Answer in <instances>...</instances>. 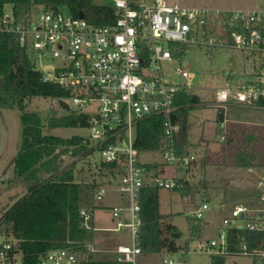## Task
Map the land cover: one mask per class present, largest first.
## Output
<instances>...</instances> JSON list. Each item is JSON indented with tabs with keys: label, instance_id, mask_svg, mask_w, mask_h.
Segmentation results:
<instances>
[{
	"label": "built area",
	"instance_id": "1",
	"mask_svg": "<svg viewBox=\"0 0 264 264\" xmlns=\"http://www.w3.org/2000/svg\"><path fill=\"white\" fill-rule=\"evenodd\" d=\"M115 11L112 24L96 25L86 17H74L71 10L42 6L37 17L20 18L6 9L0 17V31L15 34L22 47L34 56L35 68L48 83L62 86L76 109L94 103L88 138L98 145L101 160L118 163L123 171L114 188L129 197L128 223L120 219L124 208L113 207L116 230L130 229L131 244L118 247V260L140 264L139 245L142 224L139 190L146 186L181 189V178H163L159 168L138 160L137 125L152 116L163 115V140L160 147L166 164L177 170H192L196 157L181 156L175 137L180 123L174 118L183 104L178 96L192 93L194 73L178 69L183 81L165 77L162 64L174 57L175 44L215 45L208 29L225 34L231 45L264 54V7L256 9H209L188 7L168 0H110ZM172 45V47H170ZM49 60L57 63L46 62ZM186 80V81H184ZM64 99V98H62ZM209 104L208 102H204ZM222 109L228 105L264 111V71L251 79L232 83L215 92L213 102ZM84 113V112H83ZM225 127L224 122L220 128ZM223 140L224 136L219 134ZM109 188L100 184L95 199L102 201ZM209 209L204 203L189 214L191 226H198ZM82 227L89 228L91 215L80 210ZM243 220V221H240ZM218 239L191 240L179 257L163 254L157 264H190L193 253L213 255L244 254L264 264V236L253 250L242 243L240 250H229L231 229L264 234V164L259 167L255 198L250 203L234 206L231 217L224 218ZM88 252L94 249L87 245ZM0 264L28 263L15 239L0 241ZM34 264H85V253L70 248L51 249L42 253Z\"/></svg>",
	"mask_w": 264,
	"mask_h": 264
},
{
	"label": "rangeland",
	"instance_id": "2",
	"mask_svg": "<svg viewBox=\"0 0 264 264\" xmlns=\"http://www.w3.org/2000/svg\"><path fill=\"white\" fill-rule=\"evenodd\" d=\"M188 7L209 9H256L264 7V0H168ZM99 4H110V0H94ZM42 6H36L31 11V17L38 15ZM11 6L6 10L10 13ZM68 8L65 11L68 12ZM208 36L212 37L215 45L206 44H175L174 57L171 61L163 62L165 77L179 83L183 81L178 69H187L194 73L192 78V92L201 101H213L215 92L225 87L228 81L237 83L252 78L254 74L264 71V54L254 53L231 45V40L223 33L208 29ZM34 58V56H33ZM46 62L57 63L47 60ZM186 81V80H184ZM60 101L70 105L69 109L61 106ZM190 109L189 121V149L196 157L192 170H177L176 166L166 164L160 150L141 151L138 160L141 163H156L160 167L163 178H183L190 185L179 189H159L160 210L163 221L177 226L181 232L178 244L184 249L178 252L166 253L179 257L191 240L218 239L224 226V218L231 217L234 206L223 200L224 186L234 185L232 173L244 170L247 164L261 166L264 164V111L253 108L225 106V117L229 120L225 128H220L217 116L221 107L211 104ZM94 103L76 109L71 100L33 98L28 102L26 111L38 112L44 123L45 134L71 138L81 136L88 138L89 127H52L49 121L60 118L71 112L94 113ZM234 120V121H232ZM224 136L221 140L218 135ZM23 138V124L21 111L16 108L0 109V217L20 197L27 187L23 179L18 176L15 168V158L19 153ZM76 160L75 173L82 184V205L87 208L91 218L86 246L94 250H86L85 259L92 255L116 254L115 250L122 245L131 244L130 229L127 226L116 230L117 222L113 217V206L124 208L120 219L124 223L129 218V197L126 193L117 191L114 186L117 177L102 167L101 153L95 151L88 157L79 158L70 152L62 157V167ZM103 172V175H101ZM244 173V172H243ZM245 174V173H244ZM249 173L246 172L245 175ZM253 181V180H252ZM251 181V182H252ZM254 183L256 180L253 181ZM107 185V191L102 201L95 199L97 187ZM192 186L190 191L187 189ZM256 186V183L254 184ZM207 203L209 209L198 226H191L189 214ZM243 221V220H240ZM6 235L0 230V241ZM223 264H253L255 259L244 254L222 255ZM158 256L147 258L148 264L157 262ZM212 253H193L189 257L190 264H217ZM150 261V262H149ZM257 264L262 262L257 259Z\"/></svg>",
	"mask_w": 264,
	"mask_h": 264
},
{
	"label": "trees",
	"instance_id": "3",
	"mask_svg": "<svg viewBox=\"0 0 264 264\" xmlns=\"http://www.w3.org/2000/svg\"><path fill=\"white\" fill-rule=\"evenodd\" d=\"M10 5L15 16L27 18L36 6H53L57 9L76 7L86 19L96 25L112 24L115 11L110 4L95 3L94 0H0V17ZM69 95L62 86L48 83L36 70L31 51L22 47L15 34L0 31V109L16 108L21 111L23 138L15 158L16 173L27 187L26 193L9 207L0 217V230L6 237L15 239L26 261L34 264L39 256L51 249L70 248L86 254V239L89 228L82 227L80 210L82 184L75 173L76 160L61 166L62 157L85 158L98 150L89 138L72 136L63 138L45 134L44 123L38 112L26 111L33 98L62 99ZM176 104H183L174 118L180 123L175 140L179 154L186 156L191 108L206 105L193 93L182 92ZM202 102V103H201ZM63 107V106H62ZM219 117H223L220 112ZM164 116H152L137 125L136 149L141 151L160 150L163 140ZM52 127H89L90 117L74 111L49 121ZM255 165V162H252ZM157 168L156 163H147ZM251 164H247L249 166ZM102 167L118 177L123 167L118 163L102 161ZM103 175V172H101ZM187 187L190 183L181 179ZM190 186L187 191H190ZM160 187L146 186L139 190L142 224L139 245L142 255L158 256L157 264L165 253L178 252L185 247L178 244L181 232L177 226L163 221L159 199ZM263 232L249 229L229 231V250H240L246 243L253 250L263 238ZM217 264H223L222 255H213ZM85 264H130L118 260V254H90ZM256 264V263H255Z\"/></svg>",
	"mask_w": 264,
	"mask_h": 264
},
{
	"label": "crops",
	"instance_id": "4",
	"mask_svg": "<svg viewBox=\"0 0 264 264\" xmlns=\"http://www.w3.org/2000/svg\"><path fill=\"white\" fill-rule=\"evenodd\" d=\"M194 96L196 97V99H199L201 101V99L198 95L194 94ZM204 102H206V101H203V103ZM208 102H210V101H208ZM206 105H209V104H206ZM206 105H201V106H206ZM201 106H196V107H201ZM231 106H235V105H231ZM237 107H240V106H237ZM243 108H245V107H243ZM261 111H263V110H261ZM220 112L223 113L222 118L219 117ZM217 120H219V123L224 122V124H226V122L229 121L225 117V112L223 109L221 111H219L218 116H217ZM188 121H189V113H188ZM232 121H234V120H232ZM189 132H190V121H189V131H188V145L186 146V149L188 152H190V154H192L190 149H189ZM259 167L260 166L257 167L255 165H249L245 168V171L244 170L233 171L231 176H233L232 178L235 179L234 180L235 184L232 186H229V187H228V185L224 186V189L222 190V195H221V197H223V200L227 201V202H231L234 205L235 204L250 203V202L254 201V198H255V186H254V184L257 183V180L259 177ZM157 168L160 169L159 165ZM243 172L245 174H246V172L249 174L245 175ZM252 180L253 181L256 180V182L254 183ZM117 250L118 249L115 250V253L118 254ZM147 258H149V257L141 255L140 260H139L140 264H148ZM255 263H256V260L254 261L253 264H255Z\"/></svg>",
	"mask_w": 264,
	"mask_h": 264
},
{
	"label": "water",
	"instance_id": "5",
	"mask_svg": "<svg viewBox=\"0 0 264 264\" xmlns=\"http://www.w3.org/2000/svg\"><path fill=\"white\" fill-rule=\"evenodd\" d=\"M70 10H71V12H72L74 17H77L78 15L80 17H84L85 16L84 13L81 10H78L76 7H71ZM60 104H61V106H63L66 109L70 108V105L66 104L63 101H60ZM80 255L83 256V252H80Z\"/></svg>",
	"mask_w": 264,
	"mask_h": 264
}]
</instances>
